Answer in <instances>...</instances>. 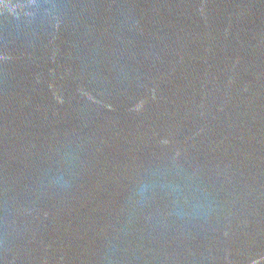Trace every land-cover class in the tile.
Wrapping results in <instances>:
<instances>
[{
  "label": "water",
  "instance_id": "water-1",
  "mask_svg": "<svg viewBox=\"0 0 264 264\" xmlns=\"http://www.w3.org/2000/svg\"><path fill=\"white\" fill-rule=\"evenodd\" d=\"M0 264H264V0H0Z\"/></svg>",
  "mask_w": 264,
  "mask_h": 264
}]
</instances>
